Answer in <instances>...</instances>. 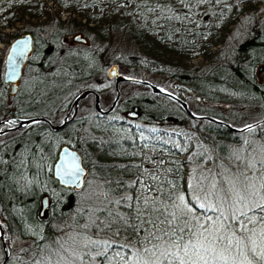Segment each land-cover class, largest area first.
Wrapping results in <instances>:
<instances>
[{"label":"trees","instance_id":"16d2710c","mask_svg":"<svg viewBox=\"0 0 264 264\" xmlns=\"http://www.w3.org/2000/svg\"><path fill=\"white\" fill-rule=\"evenodd\" d=\"M47 1L59 5L62 11L69 14L77 13L82 19L86 18L87 20H84L87 23L75 24V19H70L71 17H68L66 21H61L59 18L54 19L56 20V27L52 28L47 41H42L43 47L38 54L35 49L37 46L35 41L39 38L34 31H30L35 44L33 43L34 50L29 60V66L24 71L35 68L36 71L33 75L35 77L43 76L44 82H49L60 70L68 69L69 71L76 67L83 68L78 78L72 79L67 85L64 94H70L68 99L76 96V92L82 86L81 82L86 81L89 85L91 84L87 89L97 87L98 83L92 81L91 78L97 74L100 75L101 71H105L110 65L109 61L113 59L115 64L143 68L153 74L168 76L172 82L188 87L195 95H199V98L207 101L225 102L227 98L233 96L231 94L228 97H217L210 94L205 88L210 84L223 85L247 100V95L238 92L236 89V82L229 78L232 77L247 87L254 94V98L261 102H259V107L255 109L247 108L248 112L252 114L251 116H254L253 119H257L256 121L259 123L247 126L246 130L256 131L259 137L264 135V88H261L260 83L256 82L254 75V67L258 64L257 60L262 62L264 58V53H262L264 51V16L252 27L250 41L239 44L230 50H224L223 53H220V49L216 54H210V57L207 54L206 56L209 58L206 59H209V65L202 68L186 69V67L168 61L165 53L169 51L171 54L181 56L188 44L190 46L193 42L199 41L200 33L191 27L193 23L189 22L190 19H195L197 26L202 24L207 28L218 26L228 32V26L238 22V17L246 10V7L242 5L243 0H136L133 3V8L138 15L137 19L131 18L125 22L118 21L115 23L107 22L103 25L94 23L92 27L88 26V23H91L90 15L85 14L83 9L79 11V8L92 6L91 4L84 5L86 0ZM125 2L128 3L126 0ZM31 4V0H0V33L4 29L12 28L19 22ZM41 6L47 7L44 0H41ZM250 12L253 13V10ZM149 18L153 24L157 22L156 25L162 28L164 35L157 39L148 36L157 27L152 26V30L148 28L146 23ZM63 26L68 29L80 28V33L87 34L92 37L95 43H100V46L96 48L97 51L94 50L93 46L91 47V42L86 38L87 44L78 43L77 47L82 48V50L91 47V54L87 55L80 52L72 55L63 43V37H66L71 31L67 32L69 30L66 27L64 28L67 31H62ZM114 37H117L118 41L113 46ZM123 38L130 42V53L125 51L123 53L119 50V41ZM205 39L207 49L214 46L208 40L209 37H205ZM169 41L175 42L176 46L169 45ZM216 42L219 41L216 40ZM75 57L82 59L78 61ZM120 57L123 59L122 62L118 60ZM93 61H96V66ZM72 86L74 89H71ZM6 92L7 85H4L0 80V120L11 119L10 123L14 125L15 119L32 116L46 117L55 122L60 119L57 111L70 104L69 100L66 103H59L63 99V94L55 98L50 104L35 99L34 102L27 105L22 94L18 93L13 102L8 103ZM18 92L20 93V89ZM186 97L190 98L187 94ZM167 99L184 113L175 100ZM148 102L151 101L141 98L123 111L117 109L118 103H116V107L109 117L115 116L116 112L127 113L136 107L139 110V115L137 119H130L132 121L141 120L144 114H149L147 116V124L149 125L178 131L189 128L214 155L210 173L217 174L219 170L215 166L218 161L217 157L220 159V163L226 165L234 157L228 152L231 141H235L233 137L238 133L230 132L222 124L192 119L185 113L182 121L169 119L166 115L147 111L152 106V103ZM91 114L93 115L91 117L93 126L90 128L91 138L89 139V133H85L82 138L74 139L76 141L72 143L71 148L76 149L82 156L83 164L88 171L87 179L94 178L95 182L101 181L102 187L109 192V198L118 199L116 201L118 205L112 206L114 203L111 202L109 207L96 211L92 221L87 220L86 212L90 211L87 208L77 209L75 212L81 217L82 223L88 222L93 236L112 242L107 248L105 257L107 259L112 258L117 251L116 247L117 249L123 248L124 254H127L125 249H133L136 254H143L144 258L146 255L153 257L157 255L156 252L164 251L166 246L167 249L176 251L172 243L174 240L180 241L182 244L189 241L190 238L192 240L199 228L197 217L193 213H187V210L184 209V201L187 205V198H189V189L184 185V167L192 163L191 154L188 158L181 159L180 152L176 148L159 147L151 160H159L160 163L156 162L153 166L155 169H161L162 166L166 169L169 168L172 172L171 175L166 172L163 174L159 172L144 173L143 168L146 167V163L145 165L140 163L141 142L134 127L125 125V119L128 117L124 116L121 122L116 123L108 121L107 116L98 117L93 110ZM203 116L215 117L219 121L226 120L223 116L211 114ZM248 117L247 111L235 115L238 120ZM83 121L77 118L66 129L71 126H81ZM116 130L118 132L114 133ZM16 133L12 139L0 143V156L3 154L4 158L8 160L15 157L25 139L32 137L35 142H38L50 135H57L42 122L23 125ZM64 141L61 139L58 144H64ZM186 150L189 151V148ZM186 150L183 149V151ZM164 168L162 171L166 170ZM44 175L51 180V185H43L35 197L29 196V202L35 204V208L30 214L24 213L25 210L20 204L9 200L0 192V217L4 221L1 222V225L5 232V238L7 233L16 235L18 239L27 242L25 251L22 253H25V257L14 258L9 255L6 264H53L50 259L54 260V253L59 247L56 236L62 231L64 223L72 215L75 206L82 205L76 198V193L83 189L75 191L60 187L52 178L50 170H44ZM0 181L3 182L2 175H0ZM219 181L223 187L222 178ZM43 188L46 189L43 190ZM11 190L13 188L10 184L8 187L9 194ZM42 194H47L51 201L46 219H39L37 216L38 202ZM221 194L223 196L222 192ZM181 196L184 198L183 202L179 199ZM196 204L197 202L194 201L191 206ZM184 210L185 213H183ZM173 213H175V218H173ZM247 213L250 217L255 216L251 211ZM234 215H232L231 210L228 212L227 217L229 219L224 220L219 231L220 237L223 235L226 242L231 241V246L227 247L226 245L223 249L232 251L237 263H239L243 256L240 251L243 245L245 246L244 254L249 257L248 260L252 264H264V259L253 257L252 252L255 247L250 245V236H252L257 240V246H255H260L263 234L257 229L249 231L247 228L238 227V222L231 219ZM260 216H257V219ZM239 219L241 221L247 220L243 216H239ZM1 252L2 249L0 254ZM153 252L155 253L153 254ZM160 256L164 261V255ZM194 259L196 257H193ZM1 260L0 257V262ZM108 260L110 263L105 262V264L115 263V260ZM55 261H57L56 258ZM102 261L104 262V260Z\"/></svg>","mask_w":264,"mask_h":264},{"label":"rangeland","instance_id":"374dc122","mask_svg":"<svg viewBox=\"0 0 264 264\" xmlns=\"http://www.w3.org/2000/svg\"><path fill=\"white\" fill-rule=\"evenodd\" d=\"M126 1L128 2L127 4L125 0H86L83 4H91L92 6H86L78 10L81 11L83 9L85 14L90 15L91 23H88L89 27H92L94 23L103 25L107 22L115 23L118 21L125 22L131 18L137 19L138 15L133 8V3L136 0ZM243 1L242 5L246 7V10L238 17V22L228 26V32L218 26L213 28H207L203 24L197 26V21L195 19H190L189 22L193 23L191 27L195 28L200 33L199 41L193 42L190 46L188 44L181 56L171 54L169 51L168 53L165 52L168 61L186 67V69L189 70L191 68L193 70V67L199 69L205 65H209V59L207 60L206 58H209L210 54H216L220 49V53H223L222 51L224 50H230L239 44L250 41L252 27L264 16V0ZM31 3L32 4L27 8V13L20 18L19 22L12 28L4 29L2 33H0V80H2L3 59L10 42L14 38L23 33L34 31L39 38L35 41L38 46V48L35 46L38 54L43 47L42 41H47L52 28L56 27V20L54 19L59 18L61 21H66L68 17H71L70 19H75V24L87 23L85 21L87 20L86 18H84V20L77 13L69 14L68 12L62 11L59 5H54L50 1L44 0L47 7L41 6V0H31ZM250 10H253V13H251ZM51 18H53V20H51ZM156 23L157 22L153 24L151 18H149L146 24H148V28L152 30V26H157ZM64 27L66 26H63L62 31H67ZM68 30L67 32H71L68 33L66 37H63V43L65 44L64 47L71 51L72 55L79 54L80 52L90 55L92 46L94 50L100 46V43H95L92 37L81 33L91 42V47L87 50H82V48L77 47L78 43L71 41L72 35L80 33V28L74 27ZM161 30L162 28L157 26L154 32H150L148 36L157 39L165 34L164 31L162 30L161 32ZM205 37H209L208 40L214 46L207 49ZM216 40L219 42H216ZM117 41V37H114L112 45L114 46ZM119 42V50L123 53L124 51L130 53V42L125 38ZM168 44L176 46V43L173 41H169ZM262 53H264V51ZM207 54L209 57L206 56ZM75 58L78 61L82 59L81 57ZM104 58L108 61L106 57ZM118 60L122 62L123 59L120 57ZM93 62L96 66V61ZM257 63L258 64L254 67L255 80L257 83H260L261 88H264V68L260 72L257 70L259 67L258 65L264 64V58L262 62L257 60ZM109 64L111 66L109 65L105 71H101L100 75L97 74L95 77L91 78L92 81L98 84H106L101 91L103 98L101 99L100 106L102 109H107L111 105L115 97L113 90L114 79L119 75L127 79V81L121 82L118 85L120 96L117 101V109L119 111H123L126 107L132 106L131 104L134 101L146 98L151 101L148 103H152V106L147 111L166 115L169 119L178 121L183 120L184 113L168 101L167 97L152 93L148 86L142 84L143 82H147L155 85L163 92L170 93L180 98V100L187 104L188 109L195 116H203L205 114L223 116L226 120H222V122L237 129L259 123L256 121L257 119H253L254 116H251L252 114L248 112L247 108L255 109L259 107L260 101L254 98V94L250 92L247 87H244L241 82L232 77L229 78L236 82V89L238 92L247 95V100L243 98L242 95L238 96L234 90L232 91L223 85L213 84L205 86L207 92L217 97H228L233 94L232 98H227L225 102L207 101L199 98V95H195L194 98H188L185 93L175 88V84L177 83L172 82L168 76L153 74L143 68L121 65L119 63L115 64L114 59L109 61ZM111 68L116 69V76L110 78L108 73ZM82 70L83 68L81 67L72 68V70L69 71L68 69H63L55 74L54 79L49 82H44L43 76L35 77L33 74L36 69L30 68L23 71L19 84L20 93L18 92V94H22L27 105L34 102L35 99L36 101L43 100L45 103L50 104L55 98L64 94L69 82L74 78H78ZM81 83L82 86L76 92V96L91 85L86 81ZM71 89H74V86H72ZM68 96H70L69 93L64 94L62 96L63 99H61L62 101L59 103H66L68 100L69 103H72L73 99L76 97L73 96L74 98L68 99ZM79 103L78 117L82 116L80 119L85 121H83L84 123L82 122L81 126H71L63 133H55L57 135H50L46 138H42L38 142H35L32 137L27 138L22 142L23 146L17 151L15 157L12 158L13 160L4 158L3 154L0 156V158H2L0 160V175H2L3 178V182L0 181V192L9 200L20 204L25 210L24 213L30 214L35 208L34 202H29V196L35 197L40 187L43 185H51V180L45 177L44 170L51 171L56 153L62 145L58 144L59 141L64 139V144L71 147L73 145L72 143L76 141L74 139L82 138L85 133L90 132V128H92L93 124L88 114L93 109V97L87 96ZM139 106H142V104H139ZM245 111L249 114L248 118L239 120L235 118V115ZM87 115L89 118L85 120L83 116ZM114 115L115 116L112 115V117H108L107 120L116 123L121 122L123 117L126 116V113L116 112ZM148 115L149 114H144L143 118L137 121H132L130 118L125 119V125L133 126L134 130L138 133L142 149L140 151V163L141 165H145L146 163V167L143 168L144 173L159 172L163 174L166 172L168 175H171V169H166L164 166H162L161 169H155L153 166L156 162L160 163L159 160H151V157L156 155L159 147L168 146L169 148H176L177 151L180 152L181 159L188 158L191 154L192 163L184 167V185L189 189V198H187V205L185 203L186 201H184V209L187 210L186 206H191V203L194 201L197 202L196 205L203 203L209 209L213 207L218 209V211L215 212H204L200 209L192 212L196 215L197 224L199 225L198 232L195 234L192 242L198 247L203 245L204 247L215 249L214 253L209 257V264H252L248 260L249 257L244 254L245 246L242 245L240 248L243 256L239 263H237L232 251L223 249L226 245L227 247L231 245H229V242L225 241L223 235H221L223 239H220L219 231L225 219L221 217L218 220L216 217L219 216L220 213H223L224 217H227L230 210L232 215H239L240 211L248 212L250 208H254L258 204H264V135L259 137L256 131L246 130L247 128L245 129L246 131L236 134V136L233 137L235 141H231L230 150L228 152L232 156L234 155V157L228 165L220 163L221 161L217 157L218 161L215 163V166L219 170L217 174H214V172L210 173V171H212L211 164L214 155L211 154L208 147H206L189 128L178 131L149 125L147 124ZM55 118L57 119V117ZM61 122L62 118L59 120L57 119L53 124L58 125ZM7 126L14 127L15 125L9 123ZM16 132L17 131L0 135V143L12 139L17 134ZM116 132L118 131H114V133ZM186 148H189V151H187ZM183 149L187 152L183 151ZM163 168L166 170L162 171ZM220 178L223 180V187L230 192L232 191L231 205L225 203L223 200L221 194V189L223 187L219 184ZM10 184L13 190H11L9 194L8 187ZM213 185H215V188H213ZM45 189L46 188H43V190ZM109 196V192L102 187L101 181L95 182L94 178L87 179L83 190L76 193V198L79 199L82 205L75 206L72 215L68 217L66 223H64L62 231L56 236L59 247L57 252L54 253L57 261H55L54 257V260L50 259L53 264L56 262V264H105V262L110 263L108 259L115 260L114 264L118 262H120V264H161L163 260L160 255L167 251H171V249H167V246L162 252H153V254H157L153 257L146 255V258H144L145 256L143 254H136L133 249H125L127 254H124V249H117V247V251L112 258L109 257L107 259L105 257L106 251L108 250L107 248L112 242L103 240V238H98L95 235L93 236L87 224L88 222L82 223L81 217L78 216L75 211L77 209L87 208L91 211L86 212L88 216L87 220L92 221L96 211L109 207L111 202L114 203L112 206L118 205V203H116L118 199H110ZM241 197H244V199H241ZM185 210L183 213H185ZM233 210H235V212H233ZM257 212L255 216H251L252 222L246 220L244 224L249 231L257 229V231L263 234L260 246L256 247L257 240L252 236H250V245L255 247V252H252L253 257L264 259V257L261 256V253H264V221L257 219V216L264 215V212H260L259 210H257ZM187 213L190 212L187 211ZM208 217H211V219H208ZM201 225H203V227H201ZM238 227H240V225H238ZM5 240L8 243L9 255L14 258L25 257V253H22L25 251V246L27 245L26 241L18 239L16 235L13 236L7 233ZM2 256L1 252L0 257L2 258ZM102 260H104V262ZM194 260H198V258ZM198 264H203V261H198Z\"/></svg>","mask_w":264,"mask_h":264},{"label":"water","instance_id":"95a60500","mask_svg":"<svg viewBox=\"0 0 264 264\" xmlns=\"http://www.w3.org/2000/svg\"><path fill=\"white\" fill-rule=\"evenodd\" d=\"M71 41L83 45L87 44L86 37H84L81 33H75L74 35H72ZM33 50H34L33 37L29 32L23 33L22 35L14 38L9 44L7 52L3 59V73H2V82L4 85H7L6 100L8 103H12L16 97V94L18 93L23 70L26 67L27 61L31 57ZM21 53H23L22 56ZM263 68H264V64L258 67V71L260 72L261 70H263ZM109 74L111 76L115 75L116 74L115 68H111ZM125 81H127V79L123 76L118 75L116 77L115 79L116 97L111 107L107 111L102 112V114L109 113V111L112 109L113 105L119 98V91L117 86L119 83ZM142 84L148 86L151 89L152 93L154 94H158L164 97H171L170 94L161 91L155 85L149 84L147 82H143ZM175 88L189 95L190 97H195L194 92L184 85L175 84ZM89 95L93 96L94 110H96L97 112H101V110L99 109L98 94L93 89L88 88L81 91L73 99L71 104V110L73 111L72 116L69 119H65L61 124L54 125L44 117H30V118L18 119L16 121L17 123L16 126L3 129L0 131V134L15 131L20 127H22L23 125H28L33 122H44L48 125L50 130L59 131L74 120L77 113L78 103ZM172 98L180 105L184 113L192 119L207 120L212 123L222 124L226 129H228L232 133L243 132L246 128H248V127H244L241 129H237L231 127L229 124L225 122L216 120L208 116H195L188 109L187 104L184 101L180 100L177 97H172ZM138 115H139V110L136 107H134L132 111H128L126 113V117L130 119H137ZM3 123L4 122L0 121V126ZM69 173H71V175H69ZM51 175L52 178L57 182V184L60 187L64 189L80 191L81 189L84 188L88 176V171L83 164L82 156L80 155V153L76 149L71 148L70 146L64 144L60 146L57 151L56 159L52 164ZM50 205H51V201L48 195L42 194L39 198L38 209H37V216L39 219L47 218ZM1 222L2 221L0 220V245L3 256L0 264H6L9 259V248L7 245L8 243L5 240V232L1 225Z\"/></svg>","mask_w":264,"mask_h":264},{"label":"snow or ice","instance_id":"6c2138e0","mask_svg":"<svg viewBox=\"0 0 264 264\" xmlns=\"http://www.w3.org/2000/svg\"><path fill=\"white\" fill-rule=\"evenodd\" d=\"M22 55L23 53H21V56ZM69 175H71V173H69ZM213 188H215V185H213ZM221 191L223 193L224 202L231 205L232 193L224 188H222ZM179 199L181 200V202H183L184 200L182 196ZM241 199H244V197H241ZM186 207L187 211L190 213L197 211V209L203 210L204 212L218 211V209H216L215 207L211 209L207 208L203 203ZM257 210H259L260 212H264V204H258L254 208L249 209V211L253 212L254 215L257 214ZM172 215L173 218H175V213H173ZM239 216H243L249 222H252V217L248 216V213L245 211H240ZM239 216H233L231 219L238 222L241 228L246 229L247 226L244 224V221H241L239 219ZM221 217H223L225 220L229 219V217H224L223 213H220V215L216 218L219 220ZM208 219H211V217H208ZM259 219L261 221H264V215H261ZM201 227H203V225H201ZM165 235H167V233H165ZM220 239H223V237H221ZM172 243L175 246L176 251H167L166 253H162V255H164V261H162L161 264H165V262L166 264H198V261H203V264H209V257L215 251L214 248L204 247L203 245L198 247L192 242L191 238L189 239V241L183 244L180 243V241L175 240L172 241ZM229 245H231V241H229ZM253 251L255 252V249H253ZM261 256L264 257V253H261ZM193 257L198 258V260H193Z\"/></svg>","mask_w":264,"mask_h":264},{"label":"flooded vegetation","instance_id":"af4514ba","mask_svg":"<svg viewBox=\"0 0 264 264\" xmlns=\"http://www.w3.org/2000/svg\"><path fill=\"white\" fill-rule=\"evenodd\" d=\"M32 56V55H31ZM29 60H30V58H29ZM29 60L27 61V64H26V67H28L29 66ZM25 67V68H26ZM111 70V69H110ZM24 71V70H23ZM110 72V71H109ZM115 72H116V69H115ZM22 75H23V73H22ZM108 76L111 78V77H114V76H116V74L115 75H113V76H111L109 73H108ZM116 79V78H115ZM115 79H114V86H113V90H114V93H115V97H116V90H115ZM119 85V84H118ZM106 86V84H101V83H99V84H97V87H95V88H91V89H93L97 94H98V96H99V109L101 110V112H97L96 110H94V107H93V111H94V114H97L98 115V117H102V116H107V117H109V115L113 112V109L116 107V103H117V101H118V99H117V101L115 102V104L113 105V107H112V109L109 111V113H106V114H102V112H105V111H107L110 107H111V105H112V103H113V101H114V99H115V97H114V99H113V101L111 102V105L107 108V109H102L101 108V106H100V104H101V99L103 98V96H102V93H101V91H102V89L104 88ZM117 88H118V86H117ZM19 91V90H18ZM168 94H170V93H168ZM17 95V94H16ZM171 95V97H167V98H170L171 100H174L172 97H176V96H173L172 94H170ZM89 96H92V95H89ZM120 96V95H119ZM93 97V96H92ZM194 98V97H193ZM93 102H94V99H93ZM71 104L72 103H70L66 108H62V109H59L58 111H57V113L60 115V119L62 118V122L65 120V119H69L71 116H72V113H73V111L71 110ZM79 104L80 103H78V105H77V113H76V116H75V118H74V120L75 119H77V118H81L82 116H79L78 117V107H79ZM57 108H59V106H57ZM89 116H90V118L93 116L92 114H91V112H89V114H88ZM83 116V118L86 120V119H88L89 118V116ZM32 117H42V116H32ZM28 118H30V117H28ZM44 118H46V117H44ZM47 120H49L52 124L54 123V122H52L50 119H48V118H46ZM18 119H15V122L17 121ZM73 120V121H74ZM1 122H4L1 126H0V131H1V129L3 130V129H7V128H11V127H8L7 125L10 123V121H11V119H4V120H0ZM72 121V122H73ZM61 122V123H62ZM71 122V123H72ZM42 123H44V122H42ZM60 123V124H61ZM71 123H69V124H71ZM44 124H46V123H44ZM69 124H67L63 129H61V130H59V131H54V132H56L57 134H59V133H63L65 130H66V127L69 125ZM17 125V123H15V126ZM47 125V124H46ZM55 125V124H54ZM7 126V127H6ZM48 126V125H47ZM21 128V127H20ZM19 128V129H20ZM19 129H17V130H15V131H18ZM11 132H14V131H11ZM7 133H9V132H7ZM7 133H3V134H0V135H4V134H7ZM88 136H89V139L91 138V136H92V134H91V132H89V134H88ZM62 145H64V144H62ZM61 145V146H62ZM65 145H67V144H65ZM56 155H57V153H56ZM55 159H56V156H55ZM54 159V160H55ZM0 220L1 221H3V218L2 217H0Z\"/></svg>","mask_w":264,"mask_h":264}]
</instances>
